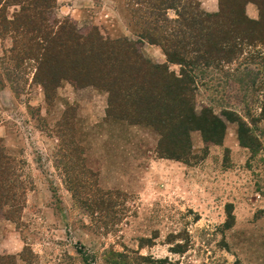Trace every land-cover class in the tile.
Segmentation results:
<instances>
[{
  "label": "rangeland",
  "instance_id": "obj_1",
  "mask_svg": "<svg viewBox=\"0 0 264 264\" xmlns=\"http://www.w3.org/2000/svg\"><path fill=\"white\" fill-rule=\"evenodd\" d=\"M197 1L217 12L218 0ZM138 9L131 0H56L47 19L126 39L164 64L162 49L141 39L147 19ZM18 10L6 6L5 17ZM244 12L258 19L256 5ZM11 46L0 33V166L18 196V206L0 207V256L13 264H264L263 45L198 68L195 111L210 109L236 143L208 145L194 131L182 161L160 160L157 146L151 153L141 144L145 135L138 143L128 135V120L107 118L103 90L62 80L47 98L34 63L14 64Z\"/></svg>",
  "mask_w": 264,
  "mask_h": 264
},
{
  "label": "trees",
  "instance_id": "obj_2",
  "mask_svg": "<svg viewBox=\"0 0 264 264\" xmlns=\"http://www.w3.org/2000/svg\"><path fill=\"white\" fill-rule=\"evenodd\" d=\"M55 1L0 0V33L12 40L9 57L16 65L34 63L33 81L47 98L62 80L77 88L105 91L107 118L148 126L160 135L159 159L185 160L194 131L201 133L205 144L223 143V122L210 109L195 111L194 76L199 67L234 62L254 42L264 46V0H218L214 13L204 12L197 0H131L140 17L147 19L141 39L162 49L164 64L146 60L126 39H107L94 29L80 32L70 20L50 25L47 14ZM249 3L258 8L256 20L245 15ZM8 5L19 7L10 20L5 17ZM168 11H174L176 18L169 19ZM170 65L178 66L179 73L170 71ZM239 139L242 142L240 133ZM0 170V207L18 206L5 168ZM11 261L12 256H0V264Z\"/></svg>",
  "mask_w": 264,
  "mask_h": 264
},
{
  "label": "crops",
  "instance_id": "obj_3",
  "mask_svg": "<svg viewBox=\"0 0 264 264\" xmlns=\"http://www.w3.org/2000/svg\"><path fill=\"white\" fill-rule=\"evenodd\" d=\"M203 7H208V5L207 4H205V2L203 1ZM201 5V6H202ZM211 6V5H210ZM209 6V7H210ZM250 6H248L247 8H249ZM252 9V8H251ZM210 10V9H209ZM249 10H250V8H249ZM212 11H214V10H212ZM251 12H252V10H251ZM253 14V12L251 13V18H252V15ZM126 128H127V130H128V135H130L131 134V136H133V138H134V140L138 143V141H139V138H138V136L136 135V134H141V135H145L149 140H147V142H145L146 140H145V138H143V137H141V139H143V141L141 142V144L143 143L144 144V146H149L150 148H152L153 150H152V152L151 153H153V151H154V149H155V146H157V144H158V141H159V136H158V134H156L151 128H149V127H143V126H138V125H130V126H126ZM126 130V131H127ZM135 135V136H134ZM227 136H229L230 138H231V136L232 135H229V134H225V138L223 139V145L224 144H226L227 142H228V140L230 141V143L232 142V140H233V144H235L236 142L234 141V138L232 139L231 138V140L230 139H228V137ZM138 140V141H137ZM131 142H133V140H131ZM143 146V145H142ZM154 147V148H153ZM141 153V152H140ZM143 154H145V153H143ZM136 156H140V154L138 153V155H136ZM132 157H129V161L130 160H132L131 159ZM160 160H162V161H166V159H160ZM169 161V160H168ZM110 165H112V164H110ZM109 166V165H108Z\"/></svg>",
  "mask_w": 264,
  "mask_h": 264
}]
</instances>
